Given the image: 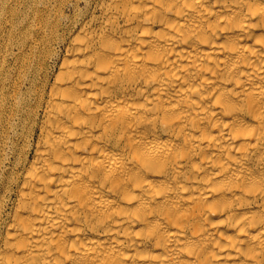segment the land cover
Instances as JSON below:
<instances>
[{
  "label": "bare ground",
  "instance_id": "bare-ground-1",
  "mask_svg": "<svg viewBox=\"0 0 264 264\" xmlns=\"http://www.w3.org/2000/svg\"><path fill=\"white\" fill-rule=\"evenodd\" d=\"M12 2L0 264H264V0Z\"/></svg>",
  "mask_w": 264,
  "mask_h": 264
},
{
  "label": "rangeland",
  "instance_id": "rangeland-1",
  "mask_svg": "<svg viewBox=\"0 0 264 264\" xmlns=\"http://www.w3.org/2000/svg\"><path fill=\"white\" fill-rule=\"evenodd\" d=\"M10 1V2H9ZM13 0H0V2H2L3 4H6V5H10V4H12L13 2H12Z\"/></svg>",
  "mask_w": 264,
  "mask_h": 264
}]
</instances>
